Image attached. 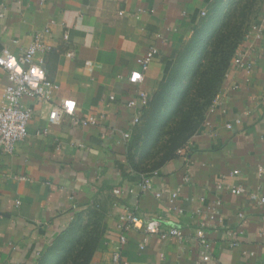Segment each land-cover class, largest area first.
Here are the masks:
<instances>
[{
  "label": "crops",
  "instance_id": "obj_1",
  "mask_svg": "<svg viewBox=\"0 0 264 264\" xmlns=\"http://www.w3.org/2000/svg\"><path fill=\"white\" fill-rule=\"evenodd\" d=\"M213 1L0 0V53L21 55L49 25L51 50L38 58L45 76L58 85L54 102L72 99L76 117H98L97 125L81 126L67 115L50 123L39 101L22 98L32 111L27 136L0 162V264H39L77 220L97 221L103 229L90 264H111L122 234L127 264H194V233L202 224L208 264H264V30L257 37L249 29L240 47L246 67L230 65L217 103L182 153L156 174L138 173L127 163L126 144L136 127L127 101L146 106ZM261 18L264 0L252 24ZM150 46L158 54L143 80L133 83L129 76L138 69L137 58ZM6 83L0 69V104ZM143 175L151 189L128 193ZM230 186L244 192L232 194ZM126 208L145 220H161L163 229L179 227L183 236L151 235L140 248L143 231L119 227ZM228 232L238 234L236 248L229 247ZM242 249L253 255L243 256Z\"/></svg>",
  "mask_w": 264,
  "mask_h": 264
},
{
  "label": "trees",
  "instance_id": "obj_2",
  "mask_svg": "<svg viewBox=\"0 0 264 264\" xmlns=\"http://www.w3.org/2000/svg\"><path fill=\"white\" fill-rule=\"evenodd\" d=\"M225 3L213 1L178 53L167 78L148 100V108L142 109L143 123L126 144L127 163L134 171L158 169L175 157L203 124L206 109L245 39L243 11L238 15L236 6L226 9ZM102 232L97 221L84 225L75 221L53 242L39 264H90Z\"/></svg>",
  "mask_w": 264,
  "mask_h": 264
},
{
  "label": "built area",
  "instance_id": "obj_3",
  "mask_svg": "<svg viewBox=\"0 0 264 264\" xmlns=\"http://www.w3.org/2000/svg\"><path fill=\"white\" fill-rule=\"evenodd\" d=\"M20 4V2H18ZM201 15L205 16L206 12L202 11ZM4 11H0V18H3ZM251 31L256 33L259 37L264 30V18H261L257 23L250 27ZM51 34L49 25L37 31L21 55H13L7 49L2 50L0 53V69L4 70L7 75V83L0 104V162L3 155L12 154L17 144L27 136V127L31 119V109L24 105L22 102L23 97H30L39 101L42 106L47 110L46 118L50 123H58L63 115H67L70 119L81 126L97 125L98 117L88 115L85 118H78L75 115L76 103L72 99H63L55 103L53 97L58 89V85L49 80L41 67V59L38 58L39 54H45L51 50V45L46 41V38ZM67 38V35H63ZM158 54V49L150 46L141 56L137 58L138 69L131 72L129 80L133 83L142 81L144 74L147 71L153 57ZM67 57H73V52L66 54ZM234 64L238 67L245 68L246 63L240 52H238L234 59ZM111 99L113 97H110ZM218 94L215 95L212 101L213 106L218 101ZM145 102V98L144 101ZM126 107L133 110L131 125L136 126L141 119L142 109H140L134 99H130L126 103ZM235 122L239 123L240 120L236 119ZM230 127V124L226 125ZM125 142L130 138V132L126 131L122 134ZM183 148L177 150V154L182 153ZM261 171V170H260ZM156 174V171L149 172L148 174ZM147 175V174H145ZM143 175L139 182L134 186L127 188L128 193H134L135 188L142 190H150L151 184L149 178ZM232 194H241L244 189L240 186L228 187ZM122 190L117 188L114 190L115 194H120ZM156 197L161 196L160 192L155 193ZM256 194H252L255 198ZM175 194H171L174 198ZM220 201H216L219 205ZM214 218V213L209 214V219ZM119 227L122 232L130 229H137L143 231L142 241L139 244L140 248L144 247V243L151 235H157L161 239L168 237L183 236V231L179 227L171 226L163 229L162 221L159 219L145 220L135 214V209L126 208V211L119 214ZM230 240L229 247L236 248L239 245L237 240L238 234L235 232H228ZM240 234V233H239ZM194 239L198 245V257L194 264H208L211 262V254L209 251V241L206 237L204 224L197 227L194 233ZM125 236H119L118 244L111 255V264H127L126 260L122 257L121 246L125 243ZM243 256L253 255L250 250L242 249Z\"/></svg>",
  "mask_w": 264,
  "mask_h": 264
},
{
  "label": "rangeland",
  "instance_id": "obj_4",
  "mask_svg": "<svg viewBox=\"0 0 264 264\" xmlns=\"http://www.w3.org/2000/svg\"><path fill=\"white\" fill-rule=\"evenodd\" d=\"M224 2H226L225 3L226 4V9H230L232 7L234 8L236 6L235 8L237 9V14L238 15H239L240 11H243L244 15L241 16L242 17V25L241 26H242L243 35L245 36L247 34V32L249 31L253 21L256 18L257 8H258L259 4L261 3V0H225ZM241 45H242V43H240L239 47L237 48L236 53L234 54V57L236 56V54L238 52H240ZM145 107L148 108V102H147ZM211 109H212V103L206 109L205 116H206L207 113H210ZM143 120H144V114L141 115L140 122L136 125L135 129H133V135L131 137V141L133 140L134 135L138 133V129L142 125ZM176 154H177V152H176ZM145 166H146V164H145ZM156 170H157V168L155 170L151 171V172H154ZM147 172L149 173V171H147Z\"/></svg>",
  "mask_w": 264,
  "mask_h": 264
}]
</instances>
